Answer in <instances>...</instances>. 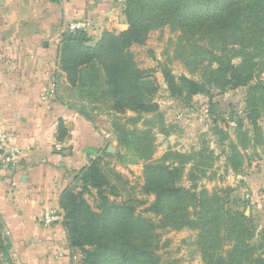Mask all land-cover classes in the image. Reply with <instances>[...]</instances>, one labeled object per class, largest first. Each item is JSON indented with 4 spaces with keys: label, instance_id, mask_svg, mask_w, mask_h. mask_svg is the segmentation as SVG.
Instances as JSON below:
<instances>
[{
    "label": "trees",
    "instance_id": "obj_1",
    "mask_svg": "<svg viewBox=\"0 0 264 264\" xmlns=\"http://www.w3.org/2000/svg\"><path fill=\"white\" fill-rule=\"evenodd\" d=\"M122 14L126 30L118 34L103 32L93 46H86L91 39L83 32L62 34L57 53L60 70L80 97L102 103L107 99L111 101L109 110L117 113H156L159 107L152 100L155 88L135 67L130 49L143 45L152 31L169 27L179 32V45L189 43L182 48L195 55L197 61L205 59L215 65L206 73L208 87L220 92L246 89L242 114L261 137L253 94L264 88L258 80V66H264V0H123ZM78 53L89 54L86 63L74 60ZM234 58L240 60L238 64L232 62ZM81 63L85 64L77 66ZM164 80L175 99L206 95L211 89L184 76L176 79L167 70ZM237 123L240 129L243 119ZM123 125L113 124L118 145L146 162L143 190L153 200L145 212L161 217L154 222L151 217L135 215L134 208L125 201L109 200L107 194L116 199L118 188L100 167V160H90L59 197L63 213L60 225L68 247L81 253L79 264H161L156 252L157 228L195 230L203 264H264V257L254 256L255 227L250 217L228 206L220 195L228 194V189L211 194L196 190L193 181L204 177L213 163L207 149L188 154L168 151L161 159L152 160L151 132L127 130ZM66 134L59 120L56 140H63ZM247 136L244 132L243 137ZM226 158L231 169L237 171L240 155L234 146ZM187 165L191 168L187 177L192 182L188 188L180 184ZM92 190L94 209L83 197ZM0 249L9 262L1 238Z\"/></svg>",
    "mask_w": 264,
    "mask_h": 264
},
{
    "label": "rangeland",
    "instance_id": "obj_2",
    "mask_svg": "<svg viewBox=\"0 0 264 264\" xmlns=\"http://www.w3.org/2000/svg\"><path fill=\"white\" fill-rule=\"evenodd\" d=\"M85 2L86 6L95 5V9L81 10L86 12L85 17H88L90 22L87 19L72 20L66 25L64 33L83 32L91 39L86 46H93L103 32L118 34L126 30L127 25L122 14L123 0L120 2L118 0H81L80 4ZM42 3V5L60 10L57 0H43ZM68 6L72 7L69 2L67 8ZM77 23H84L82 28L86 31L76 29ZM178 36L179 32L163 27L152 31L143 45L133 46L130 49L135 67L142 71L143 77L149 80L155 88L152 100L159 107L156 113L138 115L128 110L117 113L109 110L108 106L111 101L107 99L102 103L80 97L61 72L58 58L57 71L52 81L53 101L77 113L88 122L85 135L88 140L85 145L96 149L97 154L93 159L100 160V167L108 175L111 184L118 188L117 198L115 199L108 193L109 200L125 201L134 208L135 215L142 214L145 217H151L154 222H158L157 218L161 215L155 212H145L153 200V196L143 190L145 186L143 168L146 162L137 159L130 150L118 145L113 132V124H124L127 130H149L153 137L152 160L161 159L168 151L188 154L207 149V152L212 154L213 163L204 177H197L193 181L196 190L204 189L211 194L228 189V194L220 192V195L228 206L233 205L246 217H250L255 227L253 242L256 251L254 256L263 258L264 88L256 90L253 94L254 106L259 111L256 122L262 132L259 138L242 114L246 89L238 88L220 92L214 87H208L209 85L205 83L206 73L211 68L214 69L215 65L208 63L205 59L197 61L195 55H191L184 49L189 43H181L182 46L178 44ZM61 37L62 34L60 39ZM88 58L89 54L78 53L74 60L85 62L84 60ZM239 61L238 58L232 59L235 64ZM92 62L96 64L97 61L93 59ZM258 68V80L264 84V66L259 65ZM164 70L170 72L176 79L184 76L200 84H206V87L211 89H207L209 93L206 95L198 94L189 99H175L170 96L167 89ZM100 72L103 76L102 70ZM59 110L60 107L56 113L52 114L55 115V120L58 119ZM241 118L243 126L239 129L237 120ZM59 120L63 122L62 119L56 121ZM244 132L248 133L247 138L243 137ZM256 137L258 141L255 140ZM232 146L240 155V167L237 171H233L226 160L227 155L231 153ZM190 169V165L185 167L180 182L187 188L192 184L187 177ZM77 172L69 177L68 185L72 184ZM197 176L200 175L197 174ZM94 195L95 190L83 195L93 209L96 204ZM60 221L62 222L61 219ZM156 234V252L161 264H203L195 244V230L174 231L157 228ZM55 242L54 248L49 251V260H47L49 263L47 264L80 263L81 253L79 250L73 251L68 247L64 230L60 241ZM260 244L263 246L259 247Z\"/></svg>",
    "mask_w": 264,
    "mask_h": 264
},
{
    "label": "crops",
    "instance_id": "obj_3",
    "mask_svg": "<svg viewBox=\"0 0 264 264\" xmlns=\"http://www.w3.org/2000/svg\"><path fill=\"white\" fill-rule=\"evenodd\" d=\"M42 1L0 0V135L22 149L14 167L0 163V238L9 258L0 249V264L49 263L63 230L60 220L47 227L42 217L53 212L62 220L59 197L69 177L97 154L85 145L88 122L52 98L60 36L72 20L90 22L81 10L95 5L57 0L55 10ZM59 107L67 130L61 141L52 115Z\"/></svg>",
    "mask_w": 264,
    "mask_h": 264
},
{
    "label": "built area",
    "instance_id": "obj_4",
    "mask_svg": "<svg viewBox=\"0 0 264 264\" xmlns=\"http://www.w3.org/2000/svg\"><path fill=\"white\" fill-rule=\"evenodd\" d=\"M82 25H84V23H77L75 28L86 31L84 28H82ZM21 154V148L13 144L5 135H0V163L3 165V167H14L17 164ZM59 220V215L53 212H46L42 217L43 225L47 227Z\"/></svg>",
    "mask_w": 264,
    "mask_h": 264
}]
</instances>
